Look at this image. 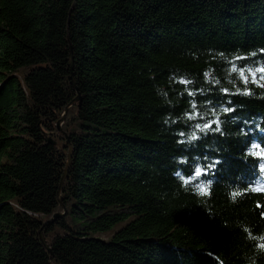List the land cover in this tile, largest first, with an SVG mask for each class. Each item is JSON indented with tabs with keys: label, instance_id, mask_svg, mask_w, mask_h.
Returning <instances> with one entry per match:
<instances>
[{
	"label": "trees",
	"instance_id": "obj_1",
	"mask_svg": "<svg viewBox=\"0 0 264 264\" xmlns=\"http://www.w3.org/2000/svg\"><path fill=\"white\" fill-rule=\"evenodd\" d=\"M260 68L264 0H0V264H264Z\"/></svg>",
	"mask_w": 264,
	"mask_h": 264
},
{
	"label": "clouds",
	"instance_id": "obj_2",
	"mask_svg": "<svg viewBox=\"0 0 264 264\" xmlns=\"http://www.w3.org/2000/svg\"><path fill=\"white\" fill-rule=\"evenodd\" d=\"M181 82L184 83L185 81L181 80ZM190 139H192V138L190 137ZM256 147H258V145H256V144H253V145H252V148H253V149L256 148ZM249 154H251V155H255V156H264V151H261V152H253V151L249 150ZM219 163H221V161H220L219 159H216V160H215V164H219ZM209 167H213V165H210ZM259 170H260L261 174L264 175V160H262L261 163L259 164ZM198 171H199L201 174L204 172V170L202 169V167L198 165L197 168H196V171H195V173H194V175H193V177H192L191 179H195L196 177L200 176V175H197V172H198ZM175 175H176V176H177V177L183 182V184H186V183L189 182V179H190V178H186V177L183 175L182 172L177 171V172L175 173ZM213 182H214V181H212V180H208V181L206 182V183H207V186H208L209 188H211ZM204 184H205V181L201 180L200 183H199V185L197 186V188H196V194H197L198 196H200V195H208V194H209V193H202V192H201V187L204 186ZM182 186H183V185H182ZM250 190H251L252 192H264V183H259V184H257L256 186L251 187ZM237 195H240V193H238V192H229V193H228L229 199H230L232 202H235V200H236V196H237ZM244 231L247 232V233L249 234V238H250V239H256V240L258 241L257 247H258L259 249L264 250V235H261V236H258V237H254V236H252L250 230H249L247 227L244 228Z\"/></svg>",
	"mask_w": 264,
	"mask_h": 264
},
{
	"label": "snow or ice",
	"instance_id": "obj_3",
	"mask_svg": "<svg viewBox=\"0 0 264 264\" xmlns=\"http://www.w3.org/2000/svg\"><path fill=\"white\" fill-rule=\"evenodd\" d=\"M258 71H260V72H264V68H260V69H258ZM253 75H255V73H253ZM261 78L264 79V77H261ZM245 82H247V79H246V78H245ZM184 83H187V81H185ZM261 86L264 87V85H261ZM244 94L247 95V94H250V93L245 92ZM193 107H195V105H193ZM223 111H224V112H228L229 109H228V108H224ZM198 127H199V126H198ZM208 127H210V126L207 125V124L204 125V128H208ZM201 130H203V129H201ZM216 130L218 131L219 128L217 127ZM191 138H192L193 140H194V139H197V137H196L194 134L192 135ZM197 175H201V173L198 171V172H197ZM206 191H207V190L204 188V186H202V187H201V192H202V193H206Z\"/></svg>",
	"mask_w": 264,
	"mask_h": 264
},
{
	"label": "water",
	"instance_id": "obj_4",
	"mask_svg": "<svg viewBox=\"0 0 264 264\" xmlns=\"http://www.w3.org/2000/svg\"><path fill=\"white\" fill-rule=\"evenodd\" d=\"M75 102H76V101H74L73 103H75ZM67 110H68V107H67L66 110H65V114H66ZM64 120H65V116H63V117L59 120V122H58V128H59V130H62V123L64 122ZM70 158H71V153H70V155H69V159H70ZM56 217H57V216H56ZM54 218H55V217H54ZM54 218H53V219H54ZM40 234H41V239H42L44 245H45L47 248H49V246H48V244H47V242H46V240H45V238H44L42 232H41Z\"/></svg>",
	"mask_w": 264,
	"mask_h": 264
}]
</instances>
